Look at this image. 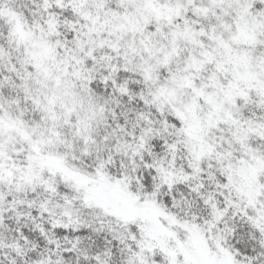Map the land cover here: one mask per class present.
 Listing matches in <instances>:
<instances>
[{"label": "snow or ice", "instance_id": "1", "mask_svg": "<svg viewBox=\"0 0 264 264\" xmlns=\"http://www.w3.org/2000/svg\"><path fill=\"white\" fill-rule=\"evenodd\" d=\"M0 264H264V0H0Z\"/></svg>", "mask_w": 264, "mask_h": 264}]
</instances>
